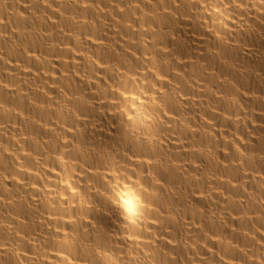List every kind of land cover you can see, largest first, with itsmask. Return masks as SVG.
Instances as JSON below:
<instances>
[{"label":"bare ground","instance_id":"6f19581e","mask_svg":"<svg viewBox=\"0 0 264 264\" xmlns=\"http://www.w3.org/2000/svg\"><path fill=\"white\" fill-rule=\"evenodd\" d=\"M0 264H264V0H0Z\"/></svg>","mask_w":264,"mask_h":264}]
</instances>
